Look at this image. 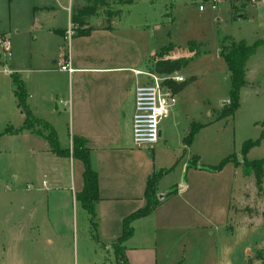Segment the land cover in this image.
Masks as SVG:
<instances>
[{
    "label": "rangeland",
    "instance_id": "1",
    "mask_svg": "<svg viewBox=\"0 0 264 264\" xmlns=\"http://www.w3.org/2000/svg\"><path fill=\"white\" fill-rule=\"evenodd\" d=\"M65 1L76 20L90 25L98 22L106 25L117 17L125 24L149 28L146 31L153 38L154 48L160 50L167 46L165 53H157L148 61L150 68L156 70L157 61L163 57L191 58L186 67L177 70L186 80L172 85L179 95L177 108L181 112L178 122L172 120L173 123L167 125L168 150L156 149L152 153L157 155L159 163L171 162V150L179 143L181 130L192 129L197 122L207 125L191 147L192 162L197 159L202 164L203 172L200 173L204 182L232 189L234 197V216L230 219L234 235L231 240H224L225 243L228 241L226 252L215 264H264V172L258 180L254 170L238 167L233 162L218 170L210 168L234 153L243 162V146L250 139L260 138V141L249 149L246 157L249 160L264 159V46L258 47L246 63V85L241 90L239 108L233 115L218 119L224 107L229 105L231 89V73L221 55L222 46L229 47L232 41L245 40L254 45L264 40V0ZM212 3L216 8L211 6ZM201 4L206 5L203 11ZM45 5L54 8L36 9ZM10 14L13 29L8 35L12 52L7 63L12 69H21L18 74L25 81L29 77L26 68L30 56L39 66L54 63L49 56L55 53L59 41L53 29L68 26L69 12L57 0H0V31L8 28L6 18ZM73 27L78 30L76 27L86 28V25L76 23ZM192 41L197 45L189 47ZM192 49L202 53L195 56ZM0 56L1 60L10 57L3 53L1 45ZM53 67L58 69L59 66ZM11 73L8 75L0 70V133H3L0 136V264H122L115 258L114 247L108 246L111 240L101 236L99 217L97 232L90 214L80 202L73 208L67 233L60 236L58 223L64 218V211L60 210L62 205L52 206L66 203L68 197L49 201L47 190L41 192L35 188L45 174L46 179L49 178L50 174L45 170L69 172V166L48 155L50 143L37 132L27 129L5 132L7 127L21 128L24 122L21 108L15 104L9 88L13 85ZM45 74L47 84L62 79L60 72ZM30 77L37 80L38 74ZM58 105L63 111L61 122L53 126L58 132L60 146L67 148L71 145L73 125L68 111L64 110L68 107L63 103ZM36 127L45 134L49 132L41 124L36 123ZM176 173V170L168 173L162 187L169 188L177 183ZM48 181L51 188L53 181L50 178ZM202 238L203 241L188 245L186 264H211L210 258L207 263L205 261L214 244L212 246L205 237ZM171 251L175 253L178 248L172 247ZM164 255L165 251H160L161 264L165 261Z\"/></svg>",
    "mask_w": 264,
    "mask_h": 264
},
{
    "label": "crops",
    "instance_id": "2",
    "mask_svg": "<svg viewBox=\"0 0 264 264\" xmlns=\"http://www.w3.org/2000/svg\"><path fill=\"white\" fill-rule=\"evenodd\" d=\"M57 2L68 10L69 24L53 29V34L59 41L55 53L49 56L54 63L51 61L49 65L39 66L34 57L28 58L26 70L29 77L38 74V78L36 80L28 77L24 81L28 93L27 101L37 117L49 121L52 125L61 122L63 111L58 103H63L68 107V110H64L68 111L69 121L73 125L69 147H72L74 135L88 141L92 166L99 174L100 200L96 204V220L99 225V217L101 236L111 240L108 245L111 249L123 233L124 219L147 205L145 193L149 178L163 171L164 175L160 178L156 190L160 204L148 215L133 221L134 233L123 243L129 264H161L159 254L162 250L165 251L163 264H180L182 259V264H186L188 245L193 241H203L202 237L212 246L214 244L206 255L205 262L210 258L211 264H215L226 252L228 241L225 243L224 240H231L234 235L233 228L230 227V219L234 216V197L232 189L210 186L209 182L203 181L200 173L203 172L202 164L197 162L194 167L191 165V147L199 133L208 126L196 121L203 126L197 129L191 141L189 136L194 128H180L182 132L179 143L171 150V162L159 163L152 150H168L167 125H171L172 120L178 122L181 112V109L177 108L178 100V104L162 121L161 137L155 146H137L134 143L135 90L137 85L147 80L144 74H137L135 70L150 68L147 66L148 61L161 51L154 48L153 38L146 31L149 28L128 25L115 17L110 28L102 22L86 25L92 27L91 31L88 34L75 32L67 44L66 30L74 24L72 10L65 0ZM45 8L51 9L54 6H37L36 9L40 11ZM6 19L8 28L0 31V39L9 38L8 32L13 29L12 14ZM37 26L41 27V24ZM9 40L11 42V38ZM6 58L2 59L3 61L0 59V64H4L0 70L8 75L11 72L20 73L21 69H12L7 63L11 56ZM68 60L74 69L72 72L60 67ZM56 64L58 69L53 67ZM47 72H60L61 81L47 84ZM9 88L13 92L15 104L18 105L14 85H9ZM184 91L185 88L181 92ZM1 99L5 101L4 96H1ZM22 114L25 121V114L21 110ZM48 153L55 160L67 162L69 172L45 170L53 181L52 187L50 188L49 178L46 179L45 174L35 190H47L49 201H57L65 195L68 197L66 203H55V207L52 206L58 208L62 205L60 210L64 211V218L58 223V231L60 236H64L71 226L73 208L80 202L76 199V194L84 186V163L72 156H59L51 147ZM174 170L177 172V183L169 188L162 187L165 176ZM28 187L32 188L31 185ZM174 189L177 191L170 194ZM46 205L50 207L52 204ZM172 247H177L178 251L172 252ZM114 255L118 259L115 250Z\"/></svg>",
    "mask_w": 264,
    "mask_h": 264
},
{
    "label": "trees",
    "instance_id": "3",
    "mask_svg": "<svg viewBox=\"0 0 264 264\" xmlns=\"http://www.w3.org/2000/svg\"><path fill=\"white\" fill-rule=\"evenodd\" d=\"M73 23H78L79 25H89L85 21L76 20L73 17ZM111 22H108L106 27L110 28ZM75 28V27H74ZM78 30H75L77 34H88L92 27L80 28L76 27ZM197 45L196 42L192 41L189 43V47H193ZM170 46H173L172 44ZM260 46H264V40L257 41L254 45H249L245 40H240L239 42L232 41L229 47L222 46L221 55H223L226 59L228 64L230 73H231V89L229 95V105L224 107V110L219 115V118H222L226 115H233L235 111L240 106V98H241V90L246 84L245 80V66L248 59L255 53L256 49ZM167 49V46L162 47L159 54L165 53L164 50ZM195 56H198L202 52L200 50H193ZM191 58H182V59H169V58H162L158 60L156 63V71L161 74H168L174 71H177L180 68L186 67L190 62ZM13 77V85H14V92L18 99V106L21 108L22 112L25 114V121L24 124L19 129L13 130L12 127H7L5 132H21L22 130H33L38 134L44 136L50 143L51 150L59 156L63 157H74L80 159L84 163V186L83 189L76 194V199L81 202L82 206L88 211L90 214L91 222L98 232V223L96 221V204L100 200V193H99V174L92 166L91 160V150L88 146V141L78 135H74L72 137L73 143L72 147L62 148L60 146L58 140V132L55 127L47 120L43 118L37 117L33 111L31 110L28 104V93L26 91L25 82L19 76L18 73H11ZM36 123L43 125L47 130L48 133L45 134L44 131H40L36 127ZM196 126L192 130V133L189 136V141H191L194 136L195 132L198 128L202 127V124H195ZM3 133H0V136ZM260 141V138L257 140H247L244 143L242 156L243 162L238 160L237 154H230L226 158H224L219 165L210 166L215 170L220 169L224 164L233 162L235 165H241L243 168L252 169L254 170L256 177L258 180L261 179V176L264 172V159L258 160H249L246 157L247 152L249 149L255 145H257ZM196 158V157H194ZM197 164V159L192 162V166ZM163 175V171L159 173H155L152 177L149 178L147 182L146 188V199L147 205L135 211L128 217L124 219L123 222V233L117 239L116 242L113 243V247L116 252V256L118 260L121 261L122 264H129L127 257L124 253L123 243L128 240L134 233V228L132 223L135 219L143 217L151 213L159 204L160 199L157 197L156 190L157 184L160 178ZM177 189H174L170 192L173 194L176 192Z\"/></svg>",
    "mask_w": 264,
    "mask_h": 264
},
{
    "label": "built area",
    "instance_id": "4",
    "mask_svg": "<svg viewBox=\"0 0 264 264\" xmlns=\"http://www.w3.org/2000/svg\"><path fill=\"white\" fill-rule=\"evenodd\" d=\"M216 8L215 4H211ZM206 5L201 4L200 9L205 10ZM75 34L74 27L66 30L65 40L70 43ZM0 45L5 55H11V42L9 38H1ZM62 70L72 72L74 69L70 60L60 65ZM137 74H144L147 80L137 85L135 90V112L133 117V139L137 146L154 145L161 137L162 121L168 117L173 108L178 104V94L172 85L182 83L185 76L174 71L169 74L158 73L153 68L135 70Z\"/></svg>",
    "mask_w": 264,
    "mask_h": 264
}]
</instances>
